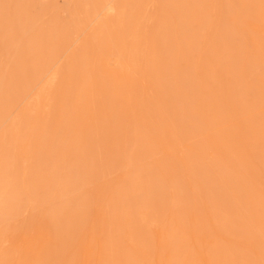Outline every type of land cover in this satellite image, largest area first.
<instances>
[{
	"label": "rangeland",
	"instance_id": "rangeland-1",
	"mask_svg": "<svg viewBox=\"0 0 264 264\" xmlns=\"http://www.w3.org/2000/svg\"><path fill=\"white\" fill-rule=\"evenodd\" d=\"M0 264H264V0H0Z\"/></svg>",
	"mask_w": 264,
	"mask_h": 264
}]
</instances>
